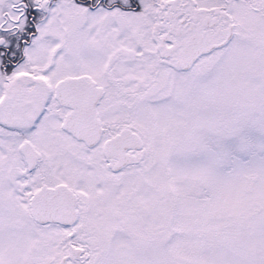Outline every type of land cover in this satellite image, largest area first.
<instances>
[{
  "label": "snow or ice",
  "instance_id": "6c2138e0",
  "mask_svg": "<svg viewBox=\"0 0 264 264\" xmlns=\"http://www.w3.org/2000/svg\"><path fill=\"white\" fill-rule=\"evenodd\" d=\"M0 264H264V0H0Z\"/></svg>",
  "mask_w": 264,
  "mask_h": 264
}]
</instances>
